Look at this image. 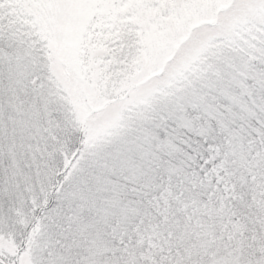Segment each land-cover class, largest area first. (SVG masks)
<instances>
[{
    "label": "snow or ice",
    "instance_id": "obj_1",
    "mask_svg": "<svg viewBox=\"0 0 264 264\" xmlns=\"http://www.w3.org/2000/svg\"><path fill=\"white\" fill-rule=\"evenodd\" d=\"M0 264H264V0H0Z\"/></svg>",
    "mask_w": 264,
    "mask_h": 264
}]
</instances>
